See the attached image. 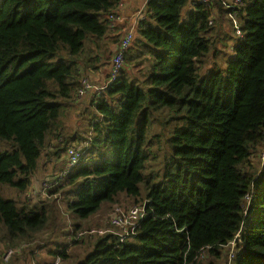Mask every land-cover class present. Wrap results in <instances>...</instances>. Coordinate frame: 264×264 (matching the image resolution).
<instances>
[{
  "label": "trees",
  "instance_id": "16d2710c",
  "mask_svg": "<svg viewBox=\"0 0 264 264\" xmlns=\"http://www.w3.org/2000/svg\"><path fill=\"white\" fill-rule=\"evenodd\" d=\"M234 1L148 0L116 82L93 95V115L81 133L65 129L70 111L63 107L75 101L85 72L102 60L110 59V67L106 16L121 0H0V241L6 248L21 249L57 219L59 206L70 220L85 222L103 202L116 205L124 196L134 204L146 200L136 234L123 243L96 235L76 264H216L232 242L231 264H264V0ZM230 38L226 50L233 57L224 73L215 68L201 76L206 59H215L220 41ZM160 110L180 125L168 139L163 177L151 184L152 175L143 172L153 145L147 125ZM69 147L83 151L79 162L41 192L45 198L27 200L44 152L52 149L46 156L57 161ZM258 153L263 160L256 163ZM73 222L71 235L81 230ZM73 238L50 252L53 259L64 264L72 245L87 244Z\"/></svg>",
  "mask_w": 264,
  "mask_h": 264
},
{
  "label": "rangeland",
  "instance_id": "374dc122",
  "mask_svg": "<svg viewBox=\"0 0 264 264\" xmlns=\"http://www.w3.org/2000/svg\"><path fill=\"white\" fill-rule=\"evenodd\" d=\"M223 31L225 33H229L230 29L225 25L223 26ZM232 41V38L229 40L223 39L220 41L218 48H219V55L216 58H212L209 56L206 59L207 62V71H204L205 68H202L200 75L204 76L212 69L220 70L224 73L226 68V62L233 57V53H227L226 46L228 43ZM226 56V57H221ZM226 59L225 62L223 59ZM216 64V65H213ZM105 70V69H102ZM63 110L69 111L71 110L70 107L65 106ZM70 116V115H69ZM68 116V117H69ZM91 117V116H90ZM67 118V117H66ZM63 119V121L66 120ZM89 120L88 118L81 119L79 124V131L82 133L87 130ZM66 125H69L68 122ZM180 125L178 121L171 120L169 121V116L165 113L160 111L152 112L149 116L148 120V138L153 140V145L150 148V156L146 160V168L143 172L146 175H152V179L150 181L151 184L158 183L162 177L166 163L170 158V154L172 152V147L170 146L168 139L170 138L173 129ZM76 148V147H75ZM52 149H48L44 152L43 156L40 159V168L38 173L35 176V180L33 184H39L40 190H35L34 186L32 185L29 193L26 196L27 200H31L33 202L38 201L41 198H45L44 194L38 197L40 192L44 191V179H48L51 177L56 169H60L64 163L66 165V150L63 154V159L55 161L53 156L51 157L46 156V153L50 155ZM51 159V160H50ZM258 160H263L262 154H256L252 157V161L258 163ZM59 161H62L60 164ZM141 192L144 194L143 184H140ZM40 191V192H39ZM55 198V197H54ZM56 203H60L61 196H56ZM146 201V200H144ZM143 201V202H144ZM249 198L245 199L244 204L247 205ZM142 201L135 203L133 200L129 198H125L121 196L119 198V202L116 205H111L110 203L103 202L99 208V210L90 216V218L85 221L81 222L77 219L70 220L68 218V213L65 211L63 206L60 207V213L56 220H49L47 221L44 229L40 231L35 236L29 238L28 242H23L20 248H16V255L14 254L8 263L3 264H54L55 259L53 256L50 255L51 251L61 250L63 246H67L70 240V237H74L73 239L84 241L87 243L86 245L81 243L80 245H72L68 250V260L64 262V264H76L80 260H82L86 252L91 250V247H88V241L94 240L96 235L87 234L89 231L92 230H107L109 232L111 230L109 220L113 216L115 208H121L124 210L130 209L132 207H142ZM73 221H77L81 225V230L78 231L75 235H71L70 231H72V225L74 224ZM81 233V234H80ZM80 234V235H78ZM131 240V239H129ZM128 240V241H129ZM27 243V244H26ZM6 244L3 241H0V261H2L1 257L2 254L7 249H14V248H6ZM32 252L33 255H30ZM237 252V246L235 242L229 243L226 247L223 248L221 257L215 260L216 264H231L235 254ZM35 253V254H34ZM36 253H39V256H35ZM203 261H207V256L205 254L200 257ZM210 260V259H208ZM58 264H62L61 261Z\"/></svg>",
  "mask_w": 264,
  "mask_h": 264
},
{
  "label": "built area",
  "instance_id": "2783aa9c",
  "mask_svg": "<svg viewBox=\"0 0 264 264\" xmlns=\"http://www.w3.org/2000/svg\"><path fill=\"white\" fill-rule=\"evenodd\" d=\"M197 1L207 2V0H197ZM238 4H240V0H235L231 5L235 6ZM119 6L120 3L117 9L119 8ZM117 9H115L106 16L110 31L116 26L117 22L119 21ZM235 14L236 13H231L229 17L232 19L233 24L235 26V31H234L235 37L240 39L242 38V34L237 26L235 20ZM137 16H138L137 20L142 19V13H138ZM135 31H136V26H132L127 31L124 32L122 37H120L118 41L117 49L114 52V55L110 61L109 75L105 79V81L99 85H93L89 82L87 78L82 79L79 83V88L74 94L75 101L77 102L80 101L89 92H93L94 98H97L107 87H109L110 85L116 82L118 75L121 69L123 68L124 55L134 41ZM80 150H81L80 148H73V147H69L66 149V165H64L61 171L55 174V177L47 181H44L43 193L57 186V184H59L58 182L62 181L71 172L73 167L79 162L82 156L83 151ZM144 215H145L144 205H142V207L139 208L132 207L127 210L117 207L114 209L113 216L109 220V224L111 227V230L109 232H107V230L98 229V230L89 231L87 234L97 235V236L110 234L115 236V238L118 240L119 243H123L128 241L129 239H132V237L136 234L139 222H141ZM15 253H16V249H7L2 254L1 257L2 261L4 263H8ZM59 261L60 259L56 258L54 264H58Z\"/></svg>",
  "mask_w": 264,
  "mask_h": 264
},
{
  "label": "crops",
  "instance_id": "0c3cea01",
  "mask_svg": "<svg viewBox=\"0 0 264 264\" xmlns=\"http://www.w3.org/2000/svg\"><path fill=\"white\" fill-rule=\"evenodd\" d=\"M148 0H121L120 6L117 9V14L119 16V21L116 26L109 32L107 38L104 40L105 44L109 45V49L111 53H114L117 49L118 40L123 36L124 32L127 31L130 27L138 25L140 20H137L138 13H142L147 5ZM190 11V8H186L183 12V16ZM109 60H102V66L97 70H92L91 72H85V77L89 80V82L93 85H99L105 81L108 71H109ZM105 69V70H102ZM93 101V92H89L78 102H72L71 105L68 104V107L71 108L70 116L66 118L64 124H68L65 126V129L68 131H79V124L81 119H90L92 117L94 108L92 106ZM65 119V118H64ZM89 123V122H88ZM88 126V124H87ZM86 126V127H87ZM61 164L62 161H59ZM59 169V168H58ZM56 169V171L58 170ZM53 172V174L56 173ZM35 177L33 178L32 185L34 189L40 190L39 184H33ZM31 185V187H32ZM30 187V189H31ZM40 192V191H39ZM41 194V192L39 193ZM42 195V194H41ZM35 256H39V253H36ZM47 264H50L47 262Z\"/></svg>",
  "mask_w": 264,
  "mask_h": 264
}]
</instances>
